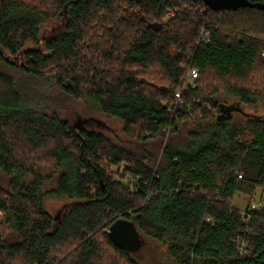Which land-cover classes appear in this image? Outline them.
<instances>
[{
	"label": "trees",
	"instance_id": "1",
	"mask_svg": "<svg viewBox=\"0 0 264 264\" xmlns=\"http://www.w3.org/2000/svg\"><path fill=\"white\" fill-rule=\"evenodd\" d=\"M245 1L0 0V264H138L109 238L119 219L170 264H264V120L236 125L222 102L264 100V0ZM34 82L117 119L132 144L39 111ZM50 195L67 200L55 217Z\"/></svg>",
	"mask_w": 264,
	"mask_h": 264
},
{
	"label": "rangeland",
	"instance_id": "2",
	"mask_svg": "<svg viewBox=\"0 0 264 264\" xmlns=\"http://www.w3.org/2000/svg\"><path fill=\"white\" fill-rule=\"evenodd\" d=\"M210 4L214 6H226L233 7L239 5H245V0H208ZM5 71L17 81L25 80L23 73L20 71L6 68ZM33 88V95L26 94L31 102L30 104L37 107L39 111L46 114H52L54 111H58L60 116L69 120L74 125H79L82 128L92 131H98L104 133L111 140L118 144L130 147L132 143L127 140L123 134L122 124L115 118L105 116L100 113L91 103L78 102L64 97L57 88L48 82H34L31 84ZM28 101V102H29ZM222 102H226L228 106L233 107L230 115L234 124H245L250 117H259L264 120V100L255 99L250 104H243L233 96H222ZM240 108L242 112L238 111ZM163 152L160 150L159 159ZM124 167L121 166L120 171L116 167L112 169L115 179L118 181L127 182L124 180L121 171ZM120 172V173H118ZM118 173V175L116 174ZM57 188V178L46 183L44 190L53 191ZM131 190V189H130ZM261 190H258L254 200L259 201L261 197ZM264 197V195H263ZM264 199V198H263ZM249 202L248 198L242 194H237L233 204L238 208L244 209ZM256 202V201H254ZM67 203V200L60 199L55 196H48L45 200L46 210L55 217L61 207ZM253 203V202H252ZM1 218V214H0ZM144 243L140 251L131 253L132 258L138 264H170L171 259L168 254L167 248L164 245H160L155 240L144 236Z\"/></svg>",
	"mask_w": 264,
	"mask_h": 264
},
{
	"label": "water",
	"instance_id": "3",
	"mask_svg": "<svg viewBox=\"0 0 264 264\" xmlns=\"http://www.w3.org/2000/svg\"><path fill=\"white\" fill-rule=\"evenodd\" d=\"M261 9L264 8V5L260 6ZM152 28H156V24L150 25ZM234 110L233 107H228L227 110H224V113L230 114ZM238 111L242 112L240 108H237ZM108 235L111 241L118 247L125 250L128 253H135L141 250L144 240L137 230L134 223L125 219H119L111 225L108 230Z\"/></svg>",
	"mask_w": 264,
	"mask_h": 264
},
{
	"label": "built area",
	"instance_id": "4",
	"mask_svg": "<svg viewBox=\"0 0 264 264\" xmlns=\"http://www.w3.org/2000/svg\"><path fill=\"white\" fill-rule=\"evenodd\" d=\"M202 34L204 35L203 36L204 42H208L210 40L209 32L204 30L202 32ZM198 78H199V74H198V71L196 69H191L188 72L187 76L184 79V82H183L181 88H179L175 93V103L177 106H180V107L183 106V104H184V101H183L184 93L186 91H188L189 89H194L197 87L196 82H197ZM124 179L128 183H130V189H131V191H133L134 190V179L129 175H124ZM260 206H262V202H260V201L259 202H253L251 205V208L254 209V208H258ZM242 216L245 218V213H243Z\"/></svg>",
	"mask_w": 264,
	"mask_h": 264
}]
</instances>
